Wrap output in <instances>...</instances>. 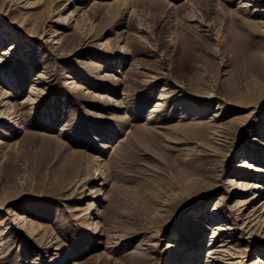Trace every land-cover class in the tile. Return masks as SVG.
I'll use <instances>...</instances> for the list:
<instances>
[{
	"label": "rangeland",
	"instance_id": "rangeland-1",
	"mask_svg": "<svg viewBox=\"0 0 264 264\" xmlns=\"http://www.w3.org/2000/svg\"><path fill=\"white\" fill-rule=\"evenodd\" d=\"M35 1L0 0V56L18 41L0 69V264H206L228 232L241 264L264 259L228 183L243 158L264 167V0Z\"/></svg>",
	"mask_w": 264,
	"mask_h": 264
},
{
	"label": "bare ground",
	"instance_id": "bare-ground-1",
	"mask_svg": "<svg viewBox=\"0 0 264 264\" xmlns=\"http://www.w3.org/2000/svg\"><path fill=\"white\" fill-rule=\"evenodd\" d=\"M9 1H10L9 6L14 4V5H18V7H19V3L22 0H9ZM45 1L47 2L50 0H37V1L32 3V6H28V3H26L25 6L29 7L30 9H34V8L38 7L41 3H45ZM124 1H126V3H127L128 0H124ZM250 1H253V0H250ZM250 1L243 0L241 2V7L246 8V7L252 6V3ZM253 5H255V4H253ZM25 6H23V7H25ZM122 17H119V18H122ZM16 19L17 20L11 21V24H12L11 27L15 28L16 30H19V31L21 30V32H22V30L25 29L24 24L27 21L23 20L21 17H19V19H22V20H19L18 18H16ZM17 21H19V22H17ZM56 21H58V20H56ZM29 29H32V28H29ZM27 31H28V34L26 33L27 37H33L32 30L27 29ZM55 31L56 30H54L53 32H55ZM60 42L61 41H55L56 44H60ZM16 43L18 44V41H16L15 44L14 43L10 44V48L8 50L6 49L2 52V54L0 56V69L3 68L2 65H4L5 61L11 59L12 53L15 52L14 49L17 48ZM101 45L103 47L104 46L107 47L108 44L105 41H103V42H101ZM0 74H3V70L0 71ZM0 78H2L5 81L7 80L6 82H10L7 77H0ZM39 78H41V76H38V79ZM70 83L72 84L73 88H79V86H77L75 82H70ZM31 89H32V93H35L33 91V89H36V88L34 86H32ZM10 94H11L10 91L7 92L6 97H9ZM108 99L114 101V99L111 96H108ZM160 105H163V103H161V101L158 102L157 106H160ZM155 111H156L155 108L153 110H151L150 115L148 116V120H151L153 118V116H154L153 114L155 113ZM216 117H220L219 111H216L212 118L215 119ZM237 169H239L240 172L246 174V176H244L242 178H236V177H229L228 178V183L235 186L233 188V190H237V192H238V193L236 192V196L238 199H237L236 203L234 204L233 208L231 209V211L235 210V208H238V207H241V209H244L242 212H240V214L242 215V220H243L242 227L249 228V231L251 229H254L252 231V232H254L256 226H257V229L259 230L264 225V216L262 218V214L257 213L258 212L257 206L255 205L256 201L261 196L260 193L264 192V183L263 184L260 183L259 180H251L252 175L250 176V174H252L251 171H254L256 173H253V175L259 176V178H260L261 177L260 173L261 172L264 173V167L258 165V163L256 161L250 160L249 158H243L242 161L240 162L239 166H237ZM262 178H264V177H262ZM250 191H254L251 194L252 196H250V194H249ZM223 198H225V197H223ZM263 209H264V207H263ZM263 214H264V212H263ZM14 215L17 216L18 219H21L20 221L23 224V228H26V229L30 228V225H29L26 217L22 216L21 214H19L16 211H15ZM261 218L263 220H260ZM216 227H217L216 228L217 230H215L214 234L211 236V239L215 237V235L217 234V231H224V230L226 231L227 230V232H228V231L234 229V228H231L232 226H230L229 223H221V224H218ZM222 234L223 233H221V235ZM228 234H229L228 236L223 237L221 239L220 245L217 246V245H215L216 243L215 244L211 243L212 245H215V246H213L211 249L208 250V255H207L208 258L206 260V264H241L240 258H241V254H242V249H241V247H239V242L235 243V241L232 239L231 232L230 233L228 232ZM171 246L173 247V244ZM186 252L181 248H177L175 255L178 258H180L181 260L187 259V261H189L190 259L194 258L193 255L196 258H198L199 254H200L199 250H194V254L186 253ZM254 264H264L263 257H259L258 261Z\"/></svg>",
	"mask_w": 264,
	"mask_h": 264
}]
</instances>
